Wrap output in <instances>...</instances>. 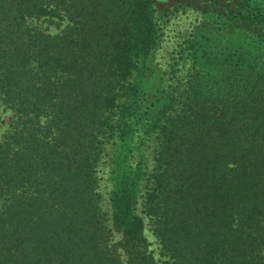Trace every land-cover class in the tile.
<instances>
[{"label":"trees","instance_id":"16d2710c","mask_svg":"<svg viewBox=\"0 0 264 264\" xmlns=\"http://www.w3.org/2000/svg\"><path fill=\"white\" fill-rule=\"evenodd\" d=\"M0 109V264H264L254 0H0Z\"/></svg>","mask_w":264,"mask_h":264},{"label":"rangeland","instance_id":"374dc122","mask_svg":"<svg viewBox=\"0 0 264 264\" xmlns=\"http://www.w3.org/2000/svg\"><path fill=\"white\" fill-rule=\"evenodd\" d=\"M254 1L264 8V0H254ZM170 11H171V8L170 10H168L169 14L167 16V20L163 24L165 41H166V44H168L167 45L168 47H170L172 42H175L181 39L180 37H178L180 34L182 33L187 34L190 31L193 24L195 23L204 22V23L210 24L213 28L219 27L222 29L225 26L221 18L214 16V15L213 16L204 15L197 10L185 9L181 12L177 11L173 13ZM0 114H1V118L3 119V121H6V117L8 115L7 112L4 111V112H1ZM3 127L4 125L2 122L0 123V133L3 130ZM146 234L151 243L150 247L155 249L154 248L155 242L153 238L149 235L148 232H146Z\"/></svg>","mask_w":264,"mask_h":264}]
</instances>
